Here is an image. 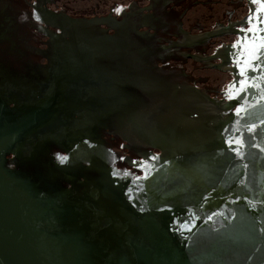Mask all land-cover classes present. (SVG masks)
<instances>
[{
    "label": "water",
    "instance_id": "water-1",
    "mask_svg": "<svg viewBox=\"0 0 264 264\" xmlns=\"http://www.w3.org/2000/svg\"><path fill=\"white\" fill-rule=\"evenodd\" d=\"M262 3L0 0V264H264Z\"/></svg>",
    "mask_w": 264,
    "mask_h": 264
},
{
    "label": "snow or ice",
    "instance_id": "snow-or-ice-1",
    "mask_svg": "<svg viewBox=\"0 0 264 264\" xmlns=\"http://www.w3.org/2000/svg\"><path fill=\"white\" fill-rule=\"evenodd\" d=\"M252 3H256V0H252ZM121 10L122 9L119 7L115 9V11H117V12H120ZM260 10L264 11V3L261 4ZM253 16H254V14H250L247 17V22L250 25L253 23ZM256 22H257V24H264V18L257 17ZM246 32L253 33V38L251 41H248V38L245 35V42H250L253 45V48H252V51L250 53V56L244 57L242 60V63L244 65H246L248 69H251L252 72L259 71L260 75L262 77H264V51H262V49H264V36H258V32H264V28L248 27L246 29ZM257 39H259V41H260L259 43L256 42ZM239 44H240V41H237V44H234L233 47H236ZM242 54L243 53H241L240 55H242ZM252 61H255L256 63L253 64ZM241 75H244L243 70L241 71ZM253 79H255V77H253ZM244 83H246V81L242 82V85ZM253 86H256V85H253ZM237 111H239V109ZM239 143H240L239 141H236L237 145H239ZM229 146L232 147L231 141H229ZM232 150L235 152L239 151L238 147L232 148ZM57 158L60 160L61 163H64L68 159L67 156H60V155H58ZM121 159H123V157H121ZM133 163H137V162L134 161ZM139 166L143 167V162H140ZM125 171L127 172V170H125ZM128 174H130V173H128ZM113 175L114 176L117 175V172L115 170L113 171ZM209 219H211V217H209Z\"/></svg>",
    "mask_w": 264,
    "mask_h": 264
},
{
    "label": "rangeland",
    "instance_id": "rangeland-1",
    "mask_svg": "<svg viewBox=\"0 0 264 264\" xmlns=\"http://www.w3.org/2000/svg\"><path fill=\"white\" fill-rule=\"evenodd\" d=\"M110 15H113L116 8H121L128 0H92Z\"/></svg>",
    "mask_w": 264,
    "mask_h": 264
}]
</instances>
